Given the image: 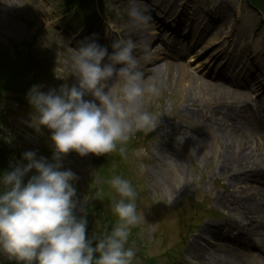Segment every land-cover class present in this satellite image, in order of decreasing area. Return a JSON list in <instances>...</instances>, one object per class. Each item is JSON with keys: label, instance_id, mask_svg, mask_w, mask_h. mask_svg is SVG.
<instances>
[{"label": "rangeland", "instance_id": "obj_1", "mask_svg": "<svg viewBox=\"0 0 264 264\" xmlns=\"http://www.w3.org/2000/svg\"><path fill=\"white\" fill-rule=\"evenodd\" d=\"M171 1L177 9L174 21L179 23L175 25L178 29L171 35L169 29L160 30L151 39L159 38L148 46L153 58L158 59V69L153 63L149 65L152 60L142 61L145 80L155 78L160 94H146L140 101L141 110L159 114L161 122L148 135L142 132L131 135L125 147L132 149L126 158L119 155L117 159L133 172L130 181L138 194L137 212H143L145 217L131 229L126 247L136 250L133 264H141L142 256L156 258L151 264H264V235L255 230L247 232L248 227L241 225L245 217L224 209L218 201L228 189L232 194L238 190L229 169L220 168L223 157L244 145H251L254 152L252 144L264 139L263 97L248 86L227 82L226 74L230 75L232 68L219 69L225 78L220 77L217 62L221 57L216 62H206L213 51L221 48L222 56L233 60V67L240 74L246 76L253 72V65L264 64V21L245 0ZM13 2L22 5L0 4V42H33L34 55L45 61L38 79V85H42L41 90L45 92L76 83L71 75L70 58L73 49L86 38L95 39L110 54L115 39H132L128 34L131 19L126 13L129 0H104V15L98 10L74 13L62 5V0ZM137 3L147 10H155L151 1L137 0ZM200 12L205 13L204 18ZM147 14L150 19L157 17L150 11ZM182 18L192 27L188 28ZM260 18L262 25L257 27ZM165 20L164 15L161 22ZM217 28L220 30L216 31ZM160 40L163 44H158ZM194 41L201 43L192 47ZM211 42L215 44L203 50L205 54L198 58L196 51ZM143 48L142 43H137L135 54L138 57H142ZM243 54L248 56V63ZM146 66L151 68V73L144 71ZM240 79L246 77H232V80ZM122 86L123 82L117 79L109 84L110 90L121 97ZM241 91L247 92V96ZM21 98L23 103H18L13 95L0 102V136L11 139L24 151H35L38 158L48 152L53 154L51 130L46 126H31L34 109L26 95ZM181 134L187 136L182 145L177 146L176 137ZM193 148L195 156L190 155ZM141 149L143 153L137 155ZM113 153L101 155L100 161L95 154L80 156L75 151L63 157L62 170H71L78 177L73 182L78 207L85 209L94 202L97 194L89 196L87 192L91 181L98 186V178L93 174L95 164H103ZM238 164L232 169H239ZM255 169L256 165L252 164L247 173L256 174ZM115 199H119L118 194ZM99 210L108 212L104 204ZM91 216L87 218V229L93 232L98 224L97 209ZM208 223L216 226L215 236L205 235L207 241H201L198 236ZM196 240L199 241L197 247L201 246L197 252L194 250ZM251 243L257 244L251 247ZM171 248L173 250L168 251ZM174 250L177 251L172 257L166 255Z\"/></svg>", "mask_w": 264, "mask_h": 264}, {"label": "clouds", "instance_id": "obj_2", "mask_svg": "<svg viewBox=\"0 0 264 264\" xmlns=\"http://www.w3.org/2000/svg\"><path fill=\"white\" fill-rule=\"evenodd\" d=\"M8 7L21 6L13 0H0ZM128 17L137 26L148 23L147 8L129 0ZM112 53L86 38L73 49L71 75L76 83L42 91L33 85L26 99L34 109L31 126L51 130V160L25 151L26 164L0 175V256L16 264H133L134 247H126L131 229L144 220L137 212V192L128 179L114 176L109 181L119 199L112 206L116 223L101 236H86L87 211L78 207V179L63 169V157L70 151L80 156H96L119 151L127 157L131 135L154 132L160 115L141 110L140 101L147 94L158 96L155 78L145 80L142 61L148 63L153 53L147 45L142 57L135 54L132 39L117 38ZM107 58V62L105 61ZM61 78V77H58ZM62 79V78H61ZM114 79L123 82L122 97L109 88ZM184 134L176 137L182 145ZM119 145V147H118ZM143 153V149L136 154ZM196 155V149L190 150ZM144 170L143 165L140 171ZM29 173H32L29 176ZM25 177H28L25 182ZM77 211L80 215H77Z\"/></svg>", "mask_w": 264, "mask_h": 264}, {"label": "bare ground", "instance_id": "obj_3", "mask_svg": "<svg viewBox=\"0 0 264 264\" xmlns=\"http://www.w3.org/2000/svg\"><path fill=\"white\" fill-rule=\"evenodd\" d=\"M151 1L154 4L155 10H151L148 8L147 12L150 11L152 13H156L155 19H150L147 24L142 26H137L133 23L131 20V27L130 31L128 32L129 36L132 38V40L137 43H142L144 46L151 45L159 38H156L154 40H151L153 37H155L160 30L169 29L170 35L176 33V30L178 29L179 23L177 21H174L175 14H177L176 6H174V2L171 0H161V2L157 3L158 0H148ZM165 2H167L165 4ZM185 13V12H184ZM164 15L166 16V20L164 22H161L164 20ZM205 17L204 12H200V16ZM207 15V13H206ZM155 16V15H154ZM203 17V18H204ZM182 20H185V25H187V19L182 18ZM196 20V19H195ZM197 21V20H196ZM174 22V24H172ZM185 26V30H186ZM192 27V25H189L188 28ZM198 27V26H197ZM153 30L152 33L150 31ZM220 28H217L216 31H219ZM215 31V36H217V32ZM161 32V31H160ZM149 36V38H148ZM160 36V35H158ZM214 36V37H215ZM135 38V39H133ZM138 40V41H136ZM202 41V40H201ZM201 41H194L191 46L195 47L196 45H199ZM158 44H163L162 41H158ZM211 44L215 43H208L206 46H201L199 48L196 54V56L199 58L202 54H205V52H202L206 48H208ZM223 49L219 48L218 50L213 51L210 55L207 63H210L211 61L217 60L219 57H221L220 62L217 64V68L223 67L222 64H228L231 65L233 63L231 61H227L226 56H222L224 53H222ZM173 53V52H172ZM243 58L247 62L249 59L248 56L243 55ZM158 59L153 58L152 61L149 63H153L155 69H158V66L156 65ZM248 63V62H247ZM151 68H147V66L144 68V71L149 74ZM249 76L248 83H245L248 87H250L252 90L255 91H261L264 87V64L258 62L256 64V68L254 72L247 75ZM243 81V80H242ZM229 82L239 85L240 83H237L233 80H230ZM242 93L245 95L246 93L242 91ZM264 101V98L262 99ZM264 123V122H263ZM247 146L244 145L241 147H238L237 149L233 150L232 153H228L226 156L223 157L221 162V169H229L231 172V177L236 182V187L238 190H236V193L233 194L229 191H226L225 193L221 194L220 204L224 207V209L236 211L242 214V218H244V222H242V226L248 227L247 232L256 231V233L260 235H264V139L257 140L254 144ZM238 164L239 169L241 171H244L245 173L241 172L239 169H232V167L235 166V164ZM255 164L256 165V174L255 173H247L248 168L250 165ZM219 168V169H220ZM252 170V169H250ZM255 174V175H254ZM242 182H240V181ZM214 229H216L215 225H212L210 223L205 224L202 227L201 234L198 236V239L201 241H207L206 236L208 234L214 235ZM206 235V236H205ZM215 236V235H214ZM221 239H226L224 236H217ZM199 242V241H198ZM196 240V246H194V250L197 252L199 248L197 247L198 244ZM257 244V243H256ZM254 243H251V247L256 245ZM203 250H200V252ZM209 253V251H208ZM210 258H214V255L212 253L209 254Z\"/></svg>", "mask_w": 264, "mask_h": 264}, {"label": "trees", "instance_id": "obj_4", "mask_svg": "<svg viewBox=\"0 0 264 264\" xmlns=\"http://www.w3.org/2000/svg\"><path fill=\"white\" fill-rule=\"evenodd\" d=\"M101 0H62V5L66 6L72 10L85 13L89 11V8L93 5H99ZM254 6H256L264 15V0H250ZM102 2V1H101ZM44 59L37 57L33 52V42L23 41L16 43L9 41L8 43L0 42V102L7 96L13 95L14 99L18 102H24L22 96L26 95L33 85H38V79L41 75V70L44 65ZM119 147V145H118ZM127 149V148H126ZM23 151L21 148L16 146L12 140L6 138L5 136H0V175L5 172L13 170L17 164H26L27 161L23 159ZM51 152L45 153L43 157L50 159ZM119 151L114 152L111 158L118 159ZM121 156V155H120ZM109 157V156H108ZM122 157V156H121ZM101 160V155L98 156V160ZM121 165V162L117 160V164L110 166L109 159L103 164L97 163L94 175L98 177L99 184L95 186L91 183L89 184L88 195L94 196V202H91L85 209L87 211L88 220L92 217L91 212L97 209L98 224L93 232L86 229V236L91 237L92 235L101 236L105 232L110 231L111 228L116 223V216L112 211V206L115 199L112 193V189L109 181L114 176H120L121 178L131 180L133 172ZM32 173H29V176ZM28 177H25V182ZM131 184H134L130 181ZM91 185L94 187L91 188ZM104 204L107 206V211L99 210V207ZM80 214H78L79 216ZM94 219V218H93ZM92 229V228H91ZM171 248L168 251H172ZM176 250L171 254L166 253L167 256L174 255ZM138 255L140 252L138 250ZM141 264H148L154 261L156 258L151 259L149 256H142ZM0 264H16L15 261H8L5 257L0 256Z\"/></svg>", "mask_w": 264, "mask_h": 264}]
</instances>
